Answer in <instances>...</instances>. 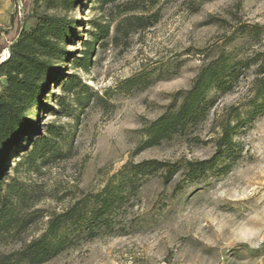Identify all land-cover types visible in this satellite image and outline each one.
Segmentation results:
<instances>
[{"label":"rangeland","instance_id":"1","mask_svg":"<svg viewBox=\"0 0 264 264\" xmlns=\"http://www.w3.org/2000/svg\"><path fill=\"white\" fill-rule=\"evenodd\" d=\"M79 1L68 12L75 26L67 56L33 108L31 131L1 168L4 184L26 181L40 197L27 210L43 216L23 232L25 240L46 229L49 214L105 187L122 188L91 237L42 264H264V0H158L148 12H158V21L127 39L120 33L118 42L116 10ZM23 5L0 0L7 43L14 33L5 31ZM33 7L47 10L43 0ZM97 22L110 23L109 36L96 38ZM222 59L235 74L224 88L209 89L205 118L147 146L144 128L180 105L205 65ZM70 77L88 92H67ZM52 126L63 132L64 156L30 168L22 154ZM227 130L232 143L219 149ZM216 154L212 168L191 167ZM151 159L169 162L176 174L169 181L167 167L134 174L135 164ZM21 244L9 238L0 251Z\"/></svg>","mask_w":264,"mask_h":264},{"label":"trees","instance_id":"2","mask_svg":"<svg viewBox=\"0 0 264 264\" xmlns=\"http://www.w3.org/2000/svg\"><path fill=\"white\" fill-rule=\"evenodd\" d=\"M22 1V15L16 11L11 17L10 29L5 31L9 36L14 33L11 42H5L4 37L0 35V40H3L0 41V52L7 46L10 50L8 56L0 59V175L1 168L7 163L14 146H18L31 131L33 108L47 94L50 81L57 75L59 62L67 56L65 44L75 26V19L68 12L75 9L80 2L43 0L47 10L38 11L33 5L39 0ZM93 2L99 9L116 10L120 20L115 25L116 34L112 37L115 42L119 41L121 34L122 39H127L138 29L147 28L158 21V12L148 13L149 7L158 3V0ZM109 24L96 23L97 31L94 34L97 39L109 36ZM86 53L88 55L89 51ZM87 58L88 56L80 57L79 64L86 66L84 60ZM230 70L232 69L225 59L205 65L194 78L191 88L184 91L180 105L169 108L144 128L147 136L145 144H159L176 134L184 133L190 126L198 125L213 102L207 99V92L213 86L224 88L225 78L235 74ZM76 86H79L81 92H88V85H75L72 77L65 82L67 92L73 91ZM77 102L81 103L80 97ZM62 134L63 132L52 126L49 135L33 141L27 153L22 154V159L30 168L39 170L38 164H46L51 159L64 156L59 145ZM231 143L232 139L227 130L218 139L219 149ZM217 156L218 154L212 159L199 161L196 165L191 164V167L195 168V171H205L213 167ZM19 161V164L23 162ZM126 167L128 165H125ZM162 167H167L166 179L171 180L177 168L169 162L144 160L135 164L132 170L134 174H146ZM120 191L122 188H119L118 193L105 187L101 192L92 195L93 199L81 198L62 211L49 214L46 229L41 234L25 240L23 232L39 216H43L39 210H27L40 197L26 181L13 179L4 184L0 178V244L9 238L22 242L17 249L0 251V264H42L75 244L77 239L91 237L95 228L118 202Z\"/></svg>","mask_w":264,"mask_h":264},{"label":"bare ground","instance_id":"3","mask_svg":"<svg viewBox=\"0 0 264 264\" xmlns=\"http://www.w3.org/2000/svg\"><path fill=\"white\" fill-rule=\"evenodd\" d=\"M79 16H81V11H80V15Z\"/></svg>","mask_w":264,"mask_h":264},{"label":"water","instance_id":"4","mask_svg":"<svg viewBox=\"0 0 264 264\" xmlns=\"http://www.w3.org/2000/svg\"><path fill=\"white\" fill-rule=\"evenodd\" d=\"M8 54H10V51H9V53Z\"/></svg>","mask_w":264,"mask_h":264}]
</instances>
